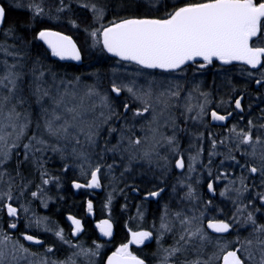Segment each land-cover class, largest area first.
Returning a JSON list of instances; mask_svg holds the SVG:
<instances>
[{
  "label": "snow or ice",
  "instance_id": "snow-or-ice-1",
  "mask_svg": "<svg viewBox=\"0 0 264 264\" xmlns=\"http://www.w3.org/2000/svg\"><path fill=\"white\" fill-rule=\"evenodd\" d=\"M12 9L23 18L9 20ZM62 28L82 34L84 47L54 30ZM94 55L112 61L104 75L70 74L52 60ZM260 105L264 0H0V264H264ZM70 171L79 173L76 190L108 180V218L95 228L109 242L115 194L121 214L143 197L129 216L140 226L126 224V242L110 255L31 210L35 200L47 208L49 186L60 188ZM164 196L158 224L143 228L145 202ZM67 221L71 237L84 232L81 219ZM153 240L152 260L133 250ZM56 245L71 251L59 259Z\"/></svg>",
  "mask_w": 264,
  "mask_h": 264
},
{
  "label": "flooded vegetation",
  "instance_id": "flooded-vegetation-1",
  "mask_svg": "<svg viewBox=\"0 0 264 264\" xmlns=\"http://www.w3.org/2000/svg\"><path fill=\"white\" fill-rule=\"evenodd\" d=\"M56 61V60H54ZM59 62V61H57ZM61 63V62H59ZM112 63V61L103 62L104 66L106 68H109V65ZM66 65H74L77 67V69L80 71L82 70V65L84 66V61L81 65H76L72 63H61ZM102 64V65H103ZM85 68V67H84ZM90 73V72H89ZM207 78V72L205 73V76L203 77V80ZM91 82V81H89ZM103 85L105 87L108 86V81L105 79L103 81ZM210 120V116L208 117ZM213 132L216 133H223L224 129L217 126L211 129ZM182 147L186 148L187 143L186 141H182ZM206 156V153H205ZM185 159L187 160V155H185ZM217 161L219 160V157L216 158ZM205 163L207 160L205 159ZM58 166V165H57ZM179 171V170H176ZM238 175V173H237ZM76 178L80 179L78 172H72L70 171L67 176L62 179L61 181V187L57 188L55 185H50L49 191L47 193L48 196L52 198V201L49 203L47 208H44L45 212H52L55 215H51L52 218L55 217L54 221L59 225V227L64 229L65 235L69 237V239L72 240L73 243H83L85 247H92L93 240H96L98 243L105 244L106 247L102 250V254L110 255L111 251H114L119 244L126 242L128 227H131L132 229H136L138 226H140V221L138 219H129V216L136 217V208L134 205H138L141 203L140 199H130L127 201L129 208L128 211L121 214L120 207L125 203V200L123 196H120L119 194H115V198L113 200V221H114V229H113V237L111 241H108V238L100 236L99 230L95 228V224L98 223L102 219L108 218V213L104 209L103 205L106 202V197L108 193L111 191V188L108 186V180L104 179L103 184L104 187L100 189L95 190H89V189H80L76 190L71 187V179ZM175 179V177H173ZM123 187V185H121ZM217 200H220V197L218 195L219 191L222 190V186L220 185V182L217 183ZM170 192L171 190L168 189ZM130 196H135V193H130ZM163 195V194H162ZM211 195V194H208ZM167 196H164V199L160 200L159 205L156 203L155 200H152L151 202H145L144 204V221L142 224L143 228H151L152 223L154 220L157 221L158 224V217L160 214V211L162 210V207L165 202H167ZM88 200H92L94 205V212L92 215H89L86 211V204ZM68 211L69 213L65 212ZM65 212V213H63ZM74 215L77 218L81 219L83 225H84V232H82L79 237H71L70 236V222L67 221L68 215ZM128 225V227H125V225ZM21 230L22 227L19 225ZM14 235H18L15 231L13 232ZM32 234V233H29ZM39 239H46L44 235H39ZM49 239V238H47ZM27 244V242H25ZM146 247L143 252H140L139 249H136L135 246H133V250L137 251L138 254L142 256H147L149 260H152L151 253L155 251L156 244L155 241H146ZM57 247L61 248L62 251L61 254L66 253L65 249L63 247H60L56 245ZM33 251H39L43 250V248H40L39 246H31ZM58 253V254H60ZM106 258V257H105Z\"/></svg>",
  "mask_w": 264,
  "mask_h": 264
},
{
  "label": "trees",
  "instance_id": "trees-1",
  "mask_svg": "<svg viewBox=\"0 0 264 264\" xmlns=\"http://www.w3.org/2000/svg\"><path fill=\"white\" fill-rule=\"evenodd\" d=\"M4 2L7 3V0H4ZM24 14L25 13L23 12V10L12 9V10L9 11V20L22 19ZM54 30H59V31H62L63 33H65L67 35L73 36V39L77 41L78 46L82 47V48L84 47V43H83L84 42V36L82 34L81 35H77L75 33V30H71L70 31L68 28L54 29ZM103 62L104 61H102V60H98L97 56H95V55L94 56H87V57H85V60H84V66L82 65V70L79 71L77 69V67H75L74 65L61 64V63L55 61L56 64L63 65V67L66 68L69 71L70 74H76V75H82V74H85V73H89V72L92 73V72H96V71H99L101 75H104L108 71L109 68L103 67L104 66ZM105 62H107V61H105ZM215 71L216 70L213 69L212 71H208L207 72V78L209 80H213L214 79V72ZM235 79L242 80L243 78L240 77V76H236ZM255 87L256 86L253 85V88H255ZM257 95H258V93H252V101H253V107L254 108L256 107V104L258 103V101L256 100V96ZM260 106L264 107V105H260ZM229 171L231 172V170H229ZM259 190L260 189H256V191H259ZM38 212L52 218L51 212H45V211L42 212L41 210L38 211ZM65 212L69 213L68 211H65ZM65 212H63V213H65ZM53 218L55 219V217H53ZM0 223H2V222H0ZM241 231L243 232V235H245V236L247 235V232H244L243 230H241Z\"/></svg>",
  "mask_w": 264,
  "mask_h": 264
},
{
  "label": "rangeland",
  "instance_id": "rangeland-1",
  "mask_svg": "<svg viewBox=\"0 0 264 264\" xmlns=\"http://www.w3.org/2000/svg\"><path fill=\"white\" fill-rule=\"evenodd\" d=\"M204 82L205 83H207V84H211L212 83V80H209L208 78H205L204 79ZM226 183V181H220V185L222 186V189H223V186H224V184ZM52 188V187H51ZM50 188V189H51ZM50 197V196H49ZM30 199V198H29ZM222 198H220V200H221ZM52 201V198L49 200V202H48V205H49V203ZM224 203H226V204H228V207H231V205H230V203H228L227 201H225ZM30 207H31V210H32V212H35L38 216H46V215H44V214H41V213H39L38 211H42V212H44V208L45 207H43L42 205H41V203H40V201L39 200H35V201H32V203H31V205H30ZM46 209V208H45ZM32 212H30L29 213V215H31L32 214ZM51 214L52 215H55L54 213H52L51 212ZM48 217V216H47ZM50 218V220H51V222H53L54 224H56V225H58L55 221H54V219L53 218H51V217H49ZM19 225H21V227H22V229L24 228V221H23V213H21V221H20V223L18 224V227H19ZM59 226V225H58ZM0 227H5L2 223H0ZM10 231V234H13L14 235V231L15 230H9ZM35 230L33 229V232H34ZM39 235H44L45 237H47V238H49V239H53V237L51 236V234L50 233H48V234H46V233H43L42 231L41 232H39ZM170 242V241H169ZM58 246H60V247H63L64 249H65V252L66 253H63V254H58V258L59 259H64L69 253H70V249H68V247H67V245H58ZM40 252H43V250H39ZM78 264H86V260L84 259V258H80V260H79V262H78Z\"/></svg>",
  "mask_w": 264,
  "mask_h": 264
},
{
  "label": "water",
  "instance_id": "water-1",
  "mask_svg": "<svg viewBox=\"0 0 264 264\" xmlns=\"http://www.w3.org/2000/svg\"><path fill=\"white\" fill-rule=\"evenodd\" d=\"M65 34V33H64ZM67 35V34H66ZM53 60H56V58H52ZM56 61H58V60H56ZM59 62H61V61H59ZM61 63H72V64H76V65H81L82 63H76V62H74V61H62Z\"/></svg>",
  "mask_w": 264,
  "mask_h": 264
}]
</instances>
